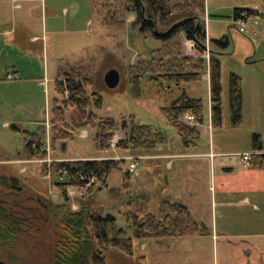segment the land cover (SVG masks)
Returning a JSON list of instances; mask_svg holds the SVG:
<instances>
[{
	"label": "rangeland",
	"instance_id": "1",
	"mask_svg": "<svg viewBox=\"0 0 264 264\" xmlns=\"http://www.w3.org/2000/svg\"><path fill=\"white\" fill-rule=\"evenodd\" d=\"M0 4V199L29 224L12 247H0L1 261L51 264L52 247L57 241L55 223L44 215L39 198L61 204L68 190L75 193L73 197L66 193L72 211H77L80 203H89L94 212L112 216L133 240V258L110 249L106 252L107 264H139L136 258L142 256L146 257L145 264H264V238H248L264 234V172L250 180L242 160L244 155L251 159L255 154L253 135L261 136L264 154V0H205V49L221 66L222 123L216 129L211 128L207 76L180 85L142 76L137 78L135 88L132 67L150 59L164 45L133 29V21L126 22L128 17L119 26L112 25L108 17L103 22L107 12L103 0H42L23 4L22 9ZM244 7L263 12L256 36L241 35L234 25V10ZM43 24L47 30L53 25L52 31L57 34L45 33ZM224 37L229 40L226 48L217 43ZM179 42L183 56L204 59L200 48L187 52L186 40L181 38ZM80 61L90 67L96 82V87L87 88V92L96 91L102 97V107L93 108L94 115L118 124L111 148L104 152L97 150L92 128H75L72 141H51L54 101L60 104L63 100L56 93L58 66ZM111 70L119 78L113 90L104 84V76ZM7 74L12 81L6 80ZM232 74L242 83V119L236 127L229 114ZM183 95L203 104L200 141L195 148L183 146L176 129L162 114V109ZM75 116L73 108H65L70 131ZM180 121L186 124L184 117ZM131 122L162 133L166 144L153 152L116 149V143L127 136ZM42 130L46 134V158L28 159L24 156V134ZM210 146L218 154H227L214 160L212 170L202 157L209 153ZM131 159H135L136 170L126 177ZM104 160L118 162L108 175L106 187L99 182L84 191L60 187L67 182L65 175L50 172L52 163ZM218 177L223 178L222 192L215 186ZM246 198L249 203L242 205ZM165 200L185 206L202 236L136 241L127 217L157 216ZM211 233L217 238L212 239Z\"/></svg>",
	"mask_w": 264,
	"mask_h": 264
},
{
	"label": "trees",
	"instance_id": "2",
	"mask_svg": "<svg viewBox=\"0 0 264 264\" xmlns=\"http://www.w3.org/2000/svg\"><path fill=\"white\" fill-rule=\"evenodd\" d=\"M107 9L103 22L108 17L112 25L125 24L130 15L135 19L131 23L133 29L143 36L163 43V47L145 61L132 67L137 88V78L149 76L156 82L183 83L198 82L208 73L210 92V119L213 129L220 128L221 115V82L219 61L211 55L207 63L201 57L183 56L179 39L193 41L201 50L205 49L206 11L205 0H103ZM111 5V6H110ZM241 12L252 14L249 9H236L233 20ZM118 17L120 19H118ZM107 21V22H108ZM108 26V22L104 23ZM218 45L226 48L229 40L224 37ZM96 87L93 73L83 61L75 64L61 62L57 70L56 93L62 97L59 104L55 99L52 111L51 141L54 143L73 140L75 128H92L95 130V144L100 152L111 148L118 124L112 119H98L93 108L102 107L99 93L87 92V88ZM229 114L234 127L242 119V83L236 75H230L228 85ZM65 108H73L76 116L72 118L71 131L65 123ZM166 120L176 129L185 148H195L200 141L198 126L203 123V104L201 100L191 99L185 95L175 100L170 107L162 109ZM186 115L196 120L194 126L181 122ZM123 127L127 128L126 122ZM166 144L162 133L154 131L150 126L135 125L131 122L127 136L116 143V149L122 151L153 152L157 147ZM45 130L38 134H24V156L28 159L46 158ZM263 144L260 135L252 136V150L262 152ZM118 162L79 161L50 164V172L64 176L66 184L60 187L83 186L89 179L106 187V180ZM250 169L264 170V154L252 156ZM129 173L125 175L129 177ZM16 183L15 180H12ZM15 187V186H13ZM61 204H52L46 198L40 199L44 215L55 223L57 241L52 247L51 264H107L106 252L110 249L121 256L133 258L135 246L127 233L119 228L115 219L106 218L94 212L90 205L80 203L77 211H72L66 192ZM28 219L19 217L6 208L0 199V247H12L23 230L28 227ZM128 228L132 230L136 241L147 242L162 239H184L201 236V230L189 210L178 203L165 200L161 203L157 216L148 215L140 218L137 215L127 217ZM33 229V228H30ZM139 264H145L144 257L136 258Z\"/></svg>",
	"mask_w": 264,
	"mask_h": 264
},
{
	"label": "built area",
	"instance_id": "3",
	"mask_svg": "<svg viewBox=\"0 0 264 264\" xmlns=\"http://www.w3.org/2000/svg\"><path fill=\"white\" fill-rule=\"evenodd\" d=\"M252 14L248 15L245 12H241L239 16L234 19V25L237 26V29L241 35H253L256 36L258 34V26H259V18L263 17V12L257 9L251 10ZM185 47L187 49V52H194L196 48V44L193 41H186ZM204 54V59L206 62H209L210 56L208 49L202 50ZM8 80H12L11 76H7ZM184 122L187 125L193 126L196 123V120L193 116L186 115L184 116ZM115 146V144H113ZM243 161L246 163V166L248 167L250 164V157L247 155H244L242 157ZM132 163L129 165V174H133L136 170V163L135 159L130 160ZM96 182L95 178L89 179L83 186H75L78 190L84 191L85 188H90L92 185ZM66 193L69 197L75 196V193L72 191L66 190ZM82 193V192H81Z\"/></svg>",
	"mask_w": 264,
	"mask_h": 264
},
{
	"label": "crops",
	"instance_id": "4",
	"mask_svg": "<svg viewBox=\"0 0 264 264\" xmlns=\"http://www.w3.org/2000/svg\"><path fill=\"white\" fill-rule=\"evenodd\" d=\"M39 1H42V0H0V3H9V7H12V9H16V8H18V9H22L23 8V4H29V3H34V2H39ZM1 5V4H0ZM252 7H250V8H248L249 10L251 9ZM238 9H246L245 7L244 8H238ZM236 10V9H235ZM135 19V17L134 16H132V15H130V16H128V18H127V21L126 22H128V23H131L133 20ZM206 21H207V14H206V19H205V23H206ZM0 26H3V20H2V17H1V8H0ZM28 26V24L27 23H25V24H23V27H27ZM47 27H46V24H43V31L45 32V33H49V34H52V35H56L57 34V31H52V28H54V26L53 25H51V31L50 30H47L46 29ZM10 32H12V31H10ZM9 32V33H10ZM32 40H35V38L34 39H32ZM15 73V72H14ZM7 76H9L8 74L6 75V80H8L7 79ZM205 76H207L208 78H209V76L206 74V75H204L202 78H204ZM12 80H13V78H12ZM12 80H8V81H12ZM209 95H210V92H209ZM210 104V103H209ZM210 122H211V119H210ZM212 128V127H211ZM213 129V128H212ZM262 154V152H255V154L254 155H252V156H255V155H261ZM226 155L227 154H218V153H216L215 151H214V148L213 147H211L210 146V148H209V153L208 154H206V155H203L202 157L205 159V160H208L209 161V164H210V167H211V170H212V168L214 167V160L217 158V157H220V156H222V157H226ZM252 156H251V158H252ZM243 160V159H242ZM244 162V161H243ZM248 169H249V171L247 172V174H246V176L250 179V180H255V179H258V177H260V174H258V172H264V170H257V169H250L249 168V166L247 167ZM223 180V178L222 177H218L217 178V185L215 184V186H216V189L218 188V191L219 192H222V190H223V185H222V183H221V181ZM243 195H245L244 193L242 194V196ZM249 203V199L248 198H246V199H244V201L242 202V205H247ZM211 235V237H212V239H215V238H217V236L214 234L213 235V233H211L210 234ZM202 236V235H201ZM248 238H264V234H261V235H255V236H249ZM147 242H149V241H147ZM145 247V249H146V245L144 246ZM247 253H248V255L249 256H251V253H250V251H247ZM258 255V254H257ZM143 257V256H142ZM144 258H145V263H146V257L144 256Z\"/></svg>",
	"mask_w": 264,
	"mask_h": 264
},
{
	"label": "water",
	"instance_id": "5",
	"mask_svg": "<svg viewBox=\"0 0 264 264\" xmlns=\"http://www.w3.org/2000/svg\"><path fill=\"white\" fill-rule=\"evenodd\" d=\"M118 83H119V78H118V74L115 71L112 70L108 71L104 76V84L106 88L113 90L118 86ZM105 217L109 219H114L110 215H106ZM0 264H5V263L0 260Z\"/></svg>",
	"mask_w": 264,
	"mask_h": 264
}]
</instances>
